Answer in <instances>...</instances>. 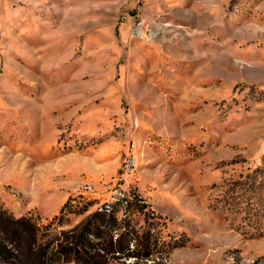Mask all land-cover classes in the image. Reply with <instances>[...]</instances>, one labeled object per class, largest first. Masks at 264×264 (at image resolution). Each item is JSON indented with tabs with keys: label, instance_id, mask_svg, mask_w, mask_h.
I'll use <instances>...</instances> for the list:
<instances>
[{
	"label": "rangeland",
	"instance_id": "obj_1",
	"mask_svg": "<svg viewBox=\"0 0 264 264\" xmlns=\"http://www.w3.org/2000/svg\"><path fill=\"white\" fill-rule=\"evenodd\" d=\"M135 194L139 264H264V0H0L1 208Z\"/></svg>",
	"mask_w": 264,
	"mask_h": 264
},
{
	"label": "trees",
	"instance_id": "obj_2",
	"mask_svg": "<svg viewBox=\"0 0 264 264\" xmlns=\"http://www.w3.org/2000/svg\"><path fill=\"white\" fill-rule=\"evenodd\" d=\"M70 199L50 221L19 218L0 206V262L5 264H135L169 252L159 234L162 216L139 195ZM87 213L69 230V215ZM140 222L142 224H140ZM183 244L182 246H184Z\"/></svg>",
	"mask_w": 264,
	"mask_h": 264
},
{
	"label": "built area",
	"instance_id": "obj_3",
	"mask_svg": "<svg viewBox=\"0 0 264 264\" xmlns=\"http://www.w3.org/2000/svg\"><path fill=\"white\" fill-rule=\"evenodd\" d=\"M133 26H132V29H131V34L133 37H141L143 34H144V31H143V27H142V22L141 21H133ZM149 38H153L154 37V33L153 32H149L147 31L146 34Z\"/></svg>",
	"mask_w": 264,
	"mask_h": 264
}]
</instances>
